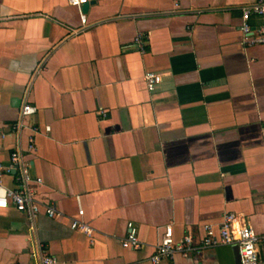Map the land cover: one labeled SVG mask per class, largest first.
<instances>
[{
    "label": "crops",
    "instance_id": "crops-1",
    "mask_svg": "<svg viewBox=\"0 0 264 264\" xmlns=\"http://www.w3.org/2000/svg\"><path fill=\"white\" fill-rule=\"evenodd\" d=\"M260 2L0 0V163L20 151L60 213L0 208V264H155L170 224L195 242L159 264H241L236 245L200 246L229 212L259 234L264 264V44L241 30ZM132 230L140 249L122 244Z\"/></svg>",
    "mask_w": 264,
    "mask_h": 264
},
{
    "label": "built area",
    "instance_id": "built-area-1",
    "mask_svg": "<svg viewBox=\"0 0 264 264\" xmlns=\"http://www.w3.org/2000/svg\"><path fill=\"white\" fill-rule=\"evenodd\" d=\"M71 5L82 8L84 4L91 0H68ZM252 13L264 14V2L254 5L251 8H246L243 13V23L241 26L244 39L250 44H264V27L254 30L249 23ZM87 17L84 13L81 16V28L87 25ZM81 28H76L78 31ZM255 35H252L254 34ZM142 50L143 43L139 40ZM147 87L149 90H154L162 81V74L157 72H147L145 75ZM37 112V107L31 104H24L21 115L28 117ZM47 131L50 126L46 127ZM35 141L31 139L29 145L30 150H35ZM18 172L15 177L16 181L13 185L5 183L6 176H13V173ZM42 183L41 178H34L31 174V165L20 151H13L8 164L0 163V208H6L13 205L20 212H27L31 215L40 213L42 207L45 212L51 216H59L60 213L50 204L44 203L38 199L37 187ZM79 217L84 215L82 209L79 210ZM71 227L74 230H80L87 234H92L91 227L81 220L74 217L71 222ZM260 236L249 223L241 221L237 214L229 212L224 215L223 222L216 231L212 226L206 227L205 235L201 239V247H212L217 245H236L239 250L241 264H258L260 260ZM194 236L189 234L181 239L176 240L174 236L173 226L167 225L162 233L161 239L155 246V252L151 260L155 264L161 263L165 258L173 257L177 253L186 254L194 245ZM123 246L125 248L140 249L143 243L138 238L136 232L132 230L124 239ZM56 262L51 257H45L44 263L50 264Z\"/></svg>",
    "mask_w": 264,
    "mask_h": 264
},
{
    "label": "water",
    "instance_id": "water-1",
    "mask_svg": "<svg viewBox=\"0 0 264 264\" xmlns=\"http://www.w3.org/2000/svg\"><path fill=\"white\" fill-rule=\"evenodd\" d=\"M90 5V2L89 3H86L83 5V8L86 10L88 8V6Z\"/></svg>",
    "mask_w": 264,
    "mask_h": 264
}]
</instances>
